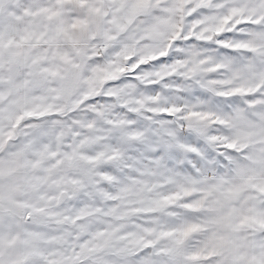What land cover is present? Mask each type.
<instances>
[{
	"label": "snow or ice",
	"instance_id": "1",
	"mask_svg": "<svg viewBox=\"0 0 264 264\" xmlns=\"http://www.w3.org/2000/svg\"><path fill=\"white\" fill-rule=\"evenodd\" d=\"M0 264H264V0H0Z\"/></svg>",
	"mask_w": 264,
	"mask_h": 264
}]
</instances>
